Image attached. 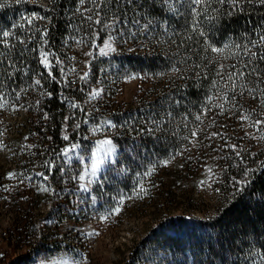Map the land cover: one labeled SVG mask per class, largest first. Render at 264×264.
Segmentation results:
<instances>
[{"label": "trees", "instance_id": "obj_1", "mask_svg": "<svg viewBox=\"0 0 264 264\" xmlns=\"http://www.w3.org/2000/svg\"><path fill=\"white\" fill-rule=\"evenodd\" d=\"M0 4V93H30L25 100L32 118L22 136L35 146L18 152L23 159L15 164L18 174L35 170L49 175L54 187L64 186L63 178H67L64 200L80 217L97 209L108 219L102 223L111 224L114 210L121 206L128 214L149 213L161 223L174 219L179 210L201 211L199 206L206 200L198 198L195 190L204 185L211 168L218 176L213 185L220 197L215 214L206 222V262L264 264V167L260 166L264 123H256L264 121V45L253 46L264 35V4L244 0L233 7L206 0L203 6L184 0L174 14L168 13V0H105L98 9L92 0H47L45 6L28 0H0ZM4 31L12 35L3 37ZM109 33H113L116 50L109 56L96 53L90 60L87 91L101 86L105 92L98 100L102 101L108 91L115 99L126 77L137 78L139 87L128 107L114 104L111 108L115 127H109V135L117 147L115 162L78 200L71 189H78L79 161L63 160L58 170L50 157L37 162L48 156L43 148L46 142L52 143L48 135L60 155L67 114L62 92L78 83L69 81L63 86L61 67L50 73L40 52L58 61L71 53L72 44L96 49ZM225 45L232 47L221 53L212 51ZM229 74H234V80H229ZM80 88L78 84L75 90ZM83 93L74 99L84 100ZM247 129H255L257 138L246 139ZM121 168L125 171L118 174ZM246 168L251 170L247 176ZM6 174L0 170V184ZM243 179L250 183L234 186ZM141 185L146 192L140 191ZM29 190L36 198L35 206L39 205L46 196L43 189L35 183ZM24 237L22 231L11 233L13 244L27 250L1 264H16L61 245L57 238L41 236L35 242H23ZM67 245L78 249L72 239ZM138 249L137 243L132 246L131 259L124 260L125 264H144L136 261Z\"/></svg>", "mask_w": 264, "mask_h": 264}, {"label": "rangeland", "instance_id": "obj_2", "mask_svg": "<svg viewBox=\"0 0 264 264\" xmlns=\"http://www.w3.org/2000/svg\"><path fill=\"white\" fill-rule=\"evenodd\" d=\"M28 1L42 6L47 4V0ZM183 1L168 0V13H177ZM168 35L169 32L166 31L165 36ZM110 36L113 38L112 48L116 50L113 33H109L101 44L95 43L96 49L74 43L71 45V53L66 58L55 61L49 55L51 66L42 63L50 73H53L55 68L61 67L63 86L66 87V83L71 81V83L78 82L76 85L81 84V88L75 90L76 85H73L69 87L73 89L66 88L62 92L61 102L67 110L62 124V137L67 135L69 139H64L65 144L60 150V155L55 152L57 145L53 142L54 138L48 135L46 138L52 143L46 142L43 145V148L47 149L48 156L44 159L38 158L37 162L41 160L44 163L50 157L52 165L58 170L64 164L63 160L79 161L82 165L81 175L86 174L85 169L89 171L91 169L92 152L95 151L97 141L111 139L109 135V127L112 125L111 108L114 104L128 107L138 91L139 80L135 77L124 78L115 99L112 91H108L103 96V100L99 101L98 99L105 92L101 86H93L87 91L90 60L96 53L100 56H109L115 52V50L107 54L101 52L104 42L108 41ZM96 90L102 91L92 98L90 94ZM83 92H85L84 100L74 99L84 94ZM28 94H30L28 90L19 95L0 93V97H3L0 103L4 104L0 107L2 125L0 170L7 172L6 181L0 184V264L14 256L23 255L27 250V247L17 248L18 245L13 244L15 241H11V233L17 234V231L25 233L23 242H35L41 236H45L46 239H59L61 245L56 249L50 248L44 254H33L16 264H125L124 260L131 259L129 254L136 243L139 246L136 261L144 264H210L206 262L209 251L204 237L208 233L206 222L215 214L219 203L220 191L213 185L218 180V176L212 172L207 173L204 185L195 190L198 198L203 197L206 200L199 206L201 211L179 210L175 212L172 220L163 219V222L158 223L149 213L128 214L121 206H119L120 211L115 212L110 219L113 220L111 224L102 223V220L108 219L102 217L97 209H94L88 217H80L64 200V195L69 190L67 178H63L64 186L54 187L49 175H41L35 170L24 175L17 172L15 164L23 160L18 158V152L26 146L30 147L29 149L35 146L33 142L24 140L25 136H22L25 131L23 127L32 118L26 108L25 96ZM98 103L99 107H97ZM96 128L100 130L93 131ZM246 134V139L257 138L255 129H247ZM72 144H77L79 147L65 155L64 149ZM241 145L244 146L245 143L241 142ZM116 153L112 158L114 161ZM112 164V160H109L97 170L96 177H88L85 181L79 180L78 189H71L76 193L78 200L84 193L91 191V186ZM89 179L92 180L91 183H88ZM35 183H38L46 194L36 206V198L29 190L35 186ZM81 184H86L87 190L81 189ZM70 239L78 243V249L68 248L67 241ZM83 245L85 248L81 247Z\"/></svg>", "mask_w": 264, "mask_h": 264}, {"label": "snow or ice", "instance_id": "obj_3", "mask_svg": "<svg viewBox=\"0 0 264 264\" xmlns=\"http://www.w3.org/2000/svg\"><path fill=\"white\" fill-rule=\"evenodd\" d=\"M17 2H19V0H17ZM80 2L83 3L84 0H80ZM92 2H93V4L98 9L102 3H105V0H92ZM129 2H130V0H129ZM194 2L197 5L207 6L206 0H194ZM217 2L220 3V4H223L225 2H228L233 7H239V5L242 2H244V0H217ZM259 2L261 4H264V0H259ZM2 6L3 5L0 4V7H2ZM213 11H215V9H213ZM98 15H99V13L97 12V16ZM88 19L91 20L92 17L90 16V17H88ZM213 19H214V17H213ZM29 22H31V21H29ZM96 23L99 24L100 23V20L97 19L96 20ZM46 34H47V30L45 29L44 35H46ZM2 35H3V37H9V36L12 35V33L11 32H8V31H4L2 33ZM112 39L113 38L110 36L109 39H108V41H105L104 42V47L101 49V52L103 54H107V52H110V51H114L115 50V49L112 48V44H111V40ZM3 43H7V40H4ZM45 43H47V41H45ZM256 44H262V45H264V35H261L256 42H253V46L254 47L256 46ZM234 46L237 47V48L240 47L238 45H234ZM230 47H232V46L225 45V48H212V51L213 52H216V53H221V52L225 51V49H229ZM105 50H107V51H105ZM244 50H245V53L247 54V52H248L247 45L244 46ZM49 55H50V53H48V52H45V51H41L40 52V56L42 58L41 59V62L43 64H45L46 66H48V67L51 66V61L48 59V56ZM252 55H256V53H252ZM220 67L223 68L224 66L221 65ZM237 74L238 75H241V76L244 75L243 72H238ZM85 76H87V73H85ZM229 80H234V74H229ZM35 84L36 85H39L40 84V80H36L35 81ZM232 87H233V90H235L236 84L233 83ZM101 91L102 90H96V91L92 92L90 95L92 96V98H95L96 96H98L100 94ZM2 99H3V97H0V100H2ZM3 106H4V104L3 103H0V107H3ZM219 106L220 107H223V105H219ZM197 119H199V117H197ZM240 119H248V117L247 116H241ZM108 123L111 124V122H108ZM256 123L257 124H260V123H264V121H257ZM78 126L79 125H77V127ZM111 126L112 127H115V125H111ZM99 130H100L99 128L93 129V131H99ZM193 135L195 136L196 133L193 132ZM212 135H218V134L217 133H213ZM64 139L67 140V139H69V137L66 135L64 137ZM78 147H79V145L72 144L70 147L64 149V154L67 155L69 152H72L74 149H76ZM229 147H231L232 149L235 150L237 148V145H229ZM115 153H116V146H115V144L113 143V141L111 139L105 138V139H102V140L97 141L95 151L92 152L93 162L91 164V169H90V171L88 169H85V173L86 174L80 175L78 177V179L80 181H85L86 178H88V177H96L97 176V170L101 167V165L105 164L109 160H112L113 163L115 162L112 159L115 156ZM236 154H237V156H239V152H237ZM241 159H243V158H241ZM164 163L167 164L168 161H164ZM260 166L261 167H264V162H261V165ZM124 171L125 170L121 168V169L118 170V174L123 173ZM208 171L211 173L212 169L209 168ZM250 171H251L250 169H247L246 168L245 169V176H247L250 173ZM150 174H151V172H146L145 173V175H150ZM91 182H92V180L89 179L88 180V183H91ZM248 183H250L249 180L243 179L241 181H238L237 184L234 185V186H237L238 187L239 184H248ZM80 188L81 189H84V190H87V185L86 184H81L80 185ZM140 191L141 192H146V189L143 187V185H141ZM137 195H139V193H137ZM114 211L115 212H119L120 211V208L117 207Z\"/></svg>", "mask_w": 264, "mask_h": 264}]
</instances>
